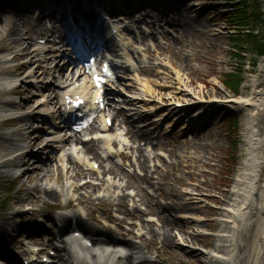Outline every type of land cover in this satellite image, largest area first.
<instances>
[{"label": "rangeland", "instance_id": "374dc122", "mask_svg": "<svg viewBox=\"0 0 264 264\" xmlns=\"http://www.w3.org/2000/svg\"><path fill=\"white\" fill-rule=\"evenodd\" d=\"M184 1L183 7H189L182 12L177 11V14L172 13L174 16H184L188 13V9L193 8V5L197 4L196 1L203 0ZM182 2L183 1H180L179 3L181 4ZM245 2L249 5L247 9V17L249 19L247 20L243 19V16L237 9L238 2L206 0V4L210 5L208 7L210 11L206 13H192V16L197 18V16L201 14L204 21L207 22L210 27L204 28L201 34L194 37L189 38L184 30L178 33L179 29L177 30L176 27L168 26L166 23H163L162 25L165 26L166 33L165 35L163 34L159 42H157L161 45L162 50H157V47L152 46L150 39L144 42V47L146 48L145 45L149 44L150 49L145 53V60L143 56L140 58L144 60V66L152 69L143 73L141 77L143 79L155 80L158 79L156 76L158 72L164 73L166 76L171 74L175 77V70L181 68L188 71L189 68H192L193 87L191 89L194 94L200 89L204 91L202 92L203 94L212 98L230 97L233 99L238 95L252 96L257 76L264 74V0H245ZM177 3L178 2L174 3L175 5H173V8L176 9ZM144 6L147 5L144 4L143 7ZM41 9L42 8L31 9V12L28 11L29 17L33 19L37 18ZM171 11L175 12V10ZM142 12L144 14H151L152 18L155 13H158L157 11L151 10L149 7L143 9ZM235 12H237L238 16L235 15L234 17L232 13ZM141 15L140 13L138 14V16ZM16 20L13 13L10 12L2 15L0 12V62L2 61L0 64V72L5 69L9 70V72L14 70L15 73L21 72L18 70L19 66H17V64L22 63L24 59L22 56L18 57L17 55L20 53L23 42L27 44L26 38H30L34 35L33 32H30V28H32L30 23H20L19 26L17 24L16 27H20L23 30V34L21 35L23 41H16L14 39L16 36L11 35V29H13L12 26ZM241 20L242 22L239 24L238 21ZM244 20L247 21L245 26H243V23H245ZM47 21L48 18L45 19V23ZM46 25L50 26L51 23ZM37 31L42 33V30ZM36 37H38V35H36ZM33 43V40L30 41V48ZM152 52L154 53V61L150 63L148 58L149 55H152ZM12 56H15L18 62L13 61V59L11 60ZM168 59L171 60L173 64L170 62L167 63L166 60ZM4 61L10 62L4 63ZM162 62H165L167 66H161L160 64ZM24 70L25 68L22 71ZM232 80L240 81V87H236L238 90H236L237 92L231 90L232 87L229 86ZM26 87L28 88V86L24 88L20 87V89L16 91V94L11 92V95H9L8 92L5 93L3 89H0V104L3 105L6 102L16 101L24 103L22 108H30L39 101V97L37 96L38 90L32 87L26 89ZM190 99H194V97ZM228 107H230L229 110L218 111L216 113L217 117L215 116L208 120L209 127L202 131L184 133L183 130L178 129L184 122L181 121L177 123L175 133H171L168 136L164 134L165 136H160L161 139L159 138L158 142L155 141L153 143V148L155 149L154 153H158L160 157L158 156L155 158L151 156L148 160H145L143 157L139 158L138 164L141 170H139V173L135 172L133 176L126 172H123L124 174H117L121 172V169H118L120 167H117L114 161L110 163H101V166L104 167L103 170L107 171L110 169L109 172L111 173V177L115 174L118 176L117 182L123 189L114 190L117 196L119 194L129 193L134 188H136L139 193L137 199L141 201H136L134 198L132 199L135 202L132 203L130 202L131 198L129 200L127 199V201H121V204H123V211L119 214L121 215L120 218H125L123 224H125L126 227L130 222L136 223L140 221L141 223L142 220L140 218H144L145 221H147V216L144 217L140 214H138L139 216H134L131 214L136 206L139 207V210H142L145 206L150 205V207L153 208L152 210H154L152 214L157 215L158 217L156 218H159L156 222L150 223L154 227V231H150L149 227L146 225L148 222H145V237L141 239L144 245L147 246V255L145 257L150 260V264L209 263L208 253L215 248L218 239L216 234L221 225L219 220L222 215L221 208L227 206L231 202V190L247 152L244 113L238 106H233V104H228ZM231 109L233 110L231 111ZM224 112L228 115H232V117L227 119L228 116H221ZM131 120L133 119L131 118ZM30 125H32V123H30ZM33 125L35 124L33 123ZM24 132L25 130H20L17 126L4 128L0 124V160L5 156H10V154L17 152L24 146L23 139L26 135ZM143 143L145 142H142V144ZM136 145L138 146L139 142L134 143V146ZM138 147L141 148V145ZM150 149H152V147H150ZM162 150L164 152H162ZM171 150L175 152L171 154ZM178 155L182 156L179 160L177 159ZM22 161L23 164L20 167H16L15 162H6L2 164L4 166L0 168V201L3 202L0 203L1 236H3V229L8 226V223L13 225L22 223V225L25 226L36 224L37 218L33 219L27 214L19 218H8L13 215L15 216L18 211H20V216H22V214H24L23 207L26 206L27 203H32L36 208L35 211L39 213L43 211L48 213V209H50L52 205L63 206L62 204H64L63 197H59L56 201H48L42 193L28 191L27 187L35 186L36 184L43 187L47 183H51V185L56 187H58V185L62 186L72 182L71 180H73L74 176H69L78 175L77 172H82V174L77 177L78 179H76L77 184L86 181L87 179L85 178H88V176L94 179L93 182H98L99 178L104 179V176L105 178L108 176L105 174V171H102L101 174L83 171L80 170V167L72 168L70 163H67L68 176L63 172L67 170V167H65L66 169L64 170H60L58 169L59 167H57L49 172V182H47L44 177L42 178L41 174L31 171L35 167L41 165L37 162L36 158L30 159L31 162H35L33 164L29 163L28 157L22 158ZM61 161V159H58V156H55L52 164L54 167H56L57 164V166H60L62 169ZM68 161L71 162L70 159ZM25 170H29V172L26 171L24 174L23 171ZM113 170H115V174H113ZM155 170L157 171L154 173L153 177L148 180ZM19 172H23V174L19 176V178H16ZM107 187L110 189L109 186ZM85 189L86 190H80L77 195L82 194L81 197L84 205L88 207L86 209L91 213L93 218L95 220L100 219L101 212H103L105 214L102 215L105 217L103 219H112V216L108 213L106 214V201L100 200V198L106 194V191L100 190L94 192L96 196L90 198L92 193L89 188L85 187ZM196 189L198 194L196 196L197 198L194 199L190 197V194L195 192L194 190ZM185 192L190 194L186 196ZM190 199H193V201L195 200V202L191 203ZM158 201L164 205L172 204L178 207L184 206L185 210L159 215L160 206L155 205ZM189 203L193 204L192 207L195 208V210L190 209ZM214 206L217 208H214ZM193 213H197L202 221L198 223V226L190 223L187 226V232L178 230L176 226L170 229L169 227L172 225L165 221L167 216L171 222L173 219L178 221L185 215H194ZM84 221L88 223V226L91 225L92 227H97V229L105 228L99 224H93V222L90 224V222ZM162 221L166 228H169L168 230L171 235L175 238L174 244L169 243L166 238L164 240V236L159 230ZM28 222L35 223L29 224ZM49 226L48 229L52 230L51 227L53 224L49 223ZM199 228L201 231L198 230ZM185 236L188 237L190 241L180 240ZM192 236H196L194 241H192ZM193 250L198 251L200 259L197 260L191 257V252Z\"/></svg>", "mask_w": 264, "mask_h": 264}, {"label": "bare ground", "instance_id": "6f19581e", "mask_svg": "<svg viewBox=\"0 0 264 264\" xmlns=\"http://www.w3.org/2000/svg\"><path fill=\"white\" fill-rule=\"evenodd\" d=\"M30 1L39 2L38 0H29L28 3H31ZM45 1L51 2V0H45ZM101 1L104 3L105 2L110 3L113 6V8L121 9L122 11L128 10L127 7H129L131 4L130 2L124 3L125 2L124 0H122L123 3L122 2L120 3L121 0H101ZM148 1L150 0H134L132 2V5L137 7L139 5L145 4ZM154 1L158 2V0H154ZM169 1L170 0H162L160 2H162L161 5H164L165 2L169 3ZM196 2L197 4H194L193 8L188 9V13H186L184 16H178L171 20V15L167 12L168 11L167 8H164V10L160 12L161 14L157 15V18H161V21L165 19L164 22L168 23L169 25H175L179 29L178 33H180L181 30H184V32L189 38L197 36L204 31V28H208L210 27V25H208L207 22L204 21L201 14L197 16L196 18L192 16V13H197V12L206 13V12H209L210 9L207 8L208 4H206V0L196 1ZM184 3L185 1L183 0V3H181L182 5L180 6H183ZM53 4L46 5L44 3V6L46 7V10L53 11V9L48 8L50 6L52 7ZM83 4L85 3H83L81 0L80 1L79 0H60L58 1L59 7H62V5L69 6V12L71 16H72V11L76 10L75 7L78 5L84 6ZM0 5L4 9L3 14H5L6 12L9 13L11 11V13H13L17 19L14 22V25L12 26L13 29H11L12 30L11 35L16 36L14 38L16 41H20V40L23 41V37H21V35L23 34V30L20 27H16V25L18 24L19 26L20 23H24V24L27 22L30 23L32 27L30 28V32H33L35 35L45 34L48 37V39L53 37L54 34L58 33V30L54 27V25H52L51 27H48L45 24V18L44 16H41L43 15V13H40L39 14L40 16L33 19L29 17L28 15V11H30L29 10L30 7H27V8L13 7L10 3H7L5 0H0ZM29 5L31 6L32 4H29ZM188 7L189 6H187L186 8ZM56 8L58 9V7ZM58 10L59 12H61L62 9L61 10L58 9ZM55 12L56 11L54 9V12L52 13H55ZM81 16H84V14ZM148 20H149V16L146 15V16L139 18V21L138 20L135 21L134 25L136 26V32L138 33L134 35L135 38L140 39L141 41L145 39L143 35L145 33H148V31L141 30L140 26L144 23H147ZM136 24H138L139 27ZM148 24H149V28L150 29L152 28V32L150 34L151 39L156 38L157 35L161 33L164 34L165 30H164V27H162L161 25H157L154 22H148ZM120 27H121L122 32L124 33V36L127 37V40L125 41V44H124V56H122L121 58L126 60L125 63H128L124 65V67L132 70L135 67V65L132 63L131 55H134L136 52H138L136 49H134V47H132V45H130V40L133 41V38L130 39V36L127 35L132 31V29L129 25L124 26L121 24ZM37 30H42V33H40ZM55 37L56 36H54V38ZM41 38H45V37H41ZM33 39H34L33 36H31L30 38L27 37L26 38L27 44L23 42L21 49H20V53H19V55L22 56L23 59L26 60V65H28L29 69H31L30 66L33 63L35 65L37 62L41 64V63H44L46 59L44 56L45 45H41L35 42L33 43L34 45H31L32 51H30L29 43ZM140 40L137 41V43L140 44ZM150 58H151V55H150ZM170 63L173 64L171 61ZM26 65L24 66L26 67ZM24 66H22L20 69H22ZM115 68H118V67L114 66V69ZM263 68H264V65H263ZM51 70L53 69L46 70V72L49 73ZM135 70H136V73L131 74L135 76V78H133V81L131 83L124 82V84L127 85L131 89V94H133L135 99L137 100L141 99L142 96H147V97L150 96L152 99H155V101L160 102L159 103L160 107H164V106L169 107V108H166L164 111V112H169V114H173V111H175L176 114L178 113L176 108H173L175 103L183 102V101L189 103L193 101L190 99L191 97H194L195 99L196 98L202 99L205 102H211L213 99L212 97L206 96L205 94H203L202 92L204 91H201L200 89L199 91L196 92V94L192 92L193 91L191 89L193 87L192 68H189L188 71H186L185 69H181V68L175 70V77H173V75L171 74L166 76L164 73L162 74L161 72H158L156 73V76L158 77V79H155V80L141 78L140 74L142 72L148 71L147 69L144 68L143 63L138 64V66L135 67ZM34 72L35 70L32 71V73ZM263 73H264V70H263ZM60 75L62 76V74ZM9 76H12V75H9ZM29 76L31 77V75ZM76 76L78 79L83 78V80L86 82V87L92 85L91 80H88L85 74H78ZM117 77L118 75H116V78ZM0 79L5 80L4 82L0 84L1 87L2 85H7V88H3L4 91L16 90L15 87H11V83H10L12 79L11 77H3L2 74H0ZM120 80H124V79L122 78ZM68 83L69 81L65 80V85H63V87H67V85H69ZM120 84L122 85V83ZM52 88H53V84L46 85L45 89L42 91V94H46V89H52ZM0 89L2 90V88ZM52 99H53L52 95L44 97L43 100H45L44 103L46 105L45 110H49L50 108L49 105L53 101ZM131 101L132 99L129 102ZM133 101H136V100H133ZM165 101H167L168 103H166ZM15 102L10 103V104L5 103L3 105L0 104V108L3 109V107H6V105H8L10 107L9 109L13 111L16 109L13 107H17V105L24 104L22 102H19V103H15ZM232 102H234V105L238 106L244 113V117H245L244 118V130H245V135H246L245 143L247 145V149H246L247 152L243 160V163L241 165V168L235 179L234 186L231 190V194H232L231 202L227 206L221 208L222 215L219 218L221 225H220V229L218 230V233L216 234L218 239H217L215 248L209 251L208 253L209 254L208 264H264V132H263L264 131V128H263L264 127V74L257 76V79L255 80V83H254V92L252 96L238 95L236 98L234 97L232 99ZM41 103L43 102L41 101ZM137 104L138 103L136 101V104L134 105L137 106ZM144 106L146 107L145 111H147V113L141 114L138 111L136 112V115L139 117L140 120L149 122L151 121L150 120L151 115L148 116V114L152 113L154 111V108H152L151 105L144 104ZM211 108L213 109L212 110L213 112L214 107L212 105H209L203 114H199L200 113L199 112L198 113L199 116L196 119V121L199 118L201 120H203L204 117L209 118L212 115V114L209 115ZM168 109L169 111H166ZM10 110L6 109L5 111L9 112ZM207 110H209L208 113H207ZM44 113H46V111H44ZM52 113H55L56 115L57 111H52ZM97 113L98 115L96 117V121L99 122V120H102L101 124H98L97 122H95L94 125L92 124L90 129L95 130V132L91 134H87V135H92V136H94L95 134L98 135V138L102 139L99 141L106 145L107 153L113 154V151L115 148L114 144L117 142V140H120L122 142L123 149H127L125 145L128 144L129 138L126 137V134L124 135L125 137L123 136L124 138L123 137L121 138V137L116 136L117 132H114V133H108V132L104 133L103 132V129L105 130V128L107 127V124H106L107 117H112L116 121L121 120L122 123H126V118H124V114H125L124 109L118 108L112 103H108L106 108H104L103 110L102 109L98 110ZM189 114L190 112L188 113V115ZM30 118L32 117L22 116L19 120L22 123H24V125H27L30 122L29 121ZM58 118H59V115H58ZM162 119L163 118H157V120H154L153 122L151 121L149 124L151 125V127H143L139 129V128H134L137 126H135L134 124H131L132 126L130 125V128H128L127 133H131V132L133 133L131 139H133L135 142L137 141L146 142V145H148L147 148H144V147L136 148L135 147L136 150L145 159L148 157L146 152L149 151L150 146H152L155 141L158 142L160 138V136L156 134L157 130H159L163 126H165L164 130L166 131L171 130L172 129L171 126L175 127V125L178 123L180 118L175 119L174 117L172 121H168V122L162 121ZM198 122L199 123L197 124L199 125L200 120ZM190 123L192 122L190 121ZM180 129L183 131H186L187 129H189V124L185 123ZM116 130L123 131L122 129H116ZM32 133H33V129L26 132V135H25L26 143L30 140ZM38 133H40L41 135H45V133L43 132H38ZM51 134H52L51 132H48V135H50L52 140H54V136ZM53 134L55 135V139H56L54 142V145L58 144L57 146L60 145L61 148L65 150V153L63 154L65 156L63 158L65 161L69 159H75V158L77 159L78 156L80 155L82 156V153L84 151H87V150L92 151L95 145V141L93 140H91V142H84L81 139V141H79L81 146H78L77 144H79L78 143L79 138L76 137L77 135L74 136L75 138L74 137L66 138L63 135H61V133L58 130H55ZM165 135L168 136L169 133ZM35 139L36 138H34L33 140ZM66 146L68 147L70 146L69 149L73 151L72 152L68 151ZM50 150H52V148H49V152ZM174 152L173 150L170 151L171 154H173ZM123 154L125 155V157H129L127 153H123ZM25 157H28V156H24L23 158ZM181 157L182 156L178 155L177 159L179 160L181 159ZM30 158L31 157L29 156V162H31ZM33 158H35L34 155H33ZM86 158H87L86 156L83 157L84 163H86L85 162ZM39 161H41V159H38V162ZM33 163L35 162L32 161L31 164ZM39 163H41V165L35 167L31 171L33 173L37 172L41 174L42 178L44 177L47 182H49L48 174L51 170H54L57 167H59L58 169L60 170L63 169V168L61 169L60 166H57V164H56V167H54V165L52 164V160L48 158L45 161H41ZM3 166L4 165H0V168ZM26 171L29 172V170H25L24 174ZM77 173H78V175H76L77 177L80 174H82V172H77ZM65 174L67 176L69 175L67 172H65ZM69 177H73V175ZM152 177L153 175H151L150 178H148V180H150ZM48 186H51V183H47L43 187L41 185L36 184L35 186L27 187V189L28 191H31V192L42 193L48 201H53L58 198V189L53 185L50 188ZM107 186H109L110 189H108ZM85 187L89 188L92 194L100 190H103L104 192L106 191V194L104 195V197L105 196L108 198L112 197L113 199V197H115L114 190L116 189L118 190L122 186H120V184L117 182V176H113V177L109 176L108 179H101L96 183L85 181L82 184H76V182L72 181L70 188H68V185H67V187H63L61 192L64 195L70 196L72 192H76V190H80ZM132 195L133 194L124 193L118 196V200L127 201V199L132 198ZM72 196L74 197V195ZM186 196H188V194H186ZM109 201H110V198H109ZM190 201L192 203L195 200L193 201V199H190ZM156 205L160 206V211L158 213L159 215H163L164 213L177 212L178 210H181V211L185 210L184 206L178 207L177 205H172V204L164 205L161 202H157ZM192 205L193 204L189 203L190 209L195 210V208H193ZM152 209L153 208L150 207L148 210L147 209L146 210H136L133 213L134 214L139 213L140 215L143 216L149 212H154V210ZM193 214L194 215H185L182 217V219L178 221L173 219L171 222L169 220V217L167 216L165 218V221L168 224L172 225L169 227L170 229H172L173 226H176L178 230L187 232L186 229L190 223L194 224L195 226H198V223L202 221L201 218L198 217L197 213H193ZM16 215H19V214H16ZM8 218L12 219V217H8ZM76 219L79 222V230L77 231H83L84 233L91 235V233L94 230L91 229L87 224L83 222V217H79V218L76 217ZM153 220L154 219H150L148 220V223H146L150 231L151 230L154 231V227L150 224L152 223ZM11 225L12 224H8L7 227H10ZM144 225H145V222L143 221L142 223H140L139 226L142 229H144L145 228ZM169 228H166V226L163 224V221H162V225L159 230L161 231V234L164 236V240L166 238L169 243L174 244L175 238L169 232L168 230ZM19 229L20 231H22L23 233H26L27 235H32L33 233L32 229H27L24 226H18L17 230ZM198 230L201 231L200 228ZM45 231L46 230L44 228H40V232H45ZM195 237L196 236H192V241H194ZM92 238L94 239L96 244H104L106 242H116V243L125 242L127 246H129L132 249L131 255L125 259L126 263L150 264V260H148V258L145 257L146 255H144L143 252L141 251V249H144V248L142 247L139 248L133 242L117 241V240H114L113 237L106 239V241H103L101 238V235L98 237L92 236ZM3 239L4 238L0 239V261H1L0 264H22L20 263L19 257L15 255L13 252H10V250L6 248L5 246L6 243L3 241ZM32 239L37 240L38 238L33 237ZM180 240L186 241L189 239L188 237L185 236L184 238ZM95 251H96V254L99 255V261L103 262V264H122L123 263L121 256H118L117 258L113 259L110 252L106 249H102L98 247V249ZM81 255H77L78 258H81ZM191 257L197 260L200 259V255L197 250H193L191 252ZM80 260L82 261L80 264H88L87 258H84V260L83 259H80Z\"/></svg>", "mask_w": 264, "mask_h": 264}, {"label": "trees", "instance_id": "16d2710c", "mask_svg": "<svg viewBox=\"0 0 264 264\" xmlns=\"http://www.w3.org/2000/svg\"><path fill=\"white\" fill-rule=\"evenodd\" d=\"M248 7H249V5H248V3H242V4H240V6H239V11H240V14L243 16V19H245V20H247V19H249L248 17H247V9H248ZM260 8V7H259ZM258 8V9H259ZM261 9V8H260ZM236 16H238V14H236ZM235 17V16H234ZM244 20V21H245ZM243 21V22H244ZM242 22V20L241 21H238V23L240 24ZM249 22V21H248ZM245 24H247V21H245V23H243V26H245ZM263 50V49H262ZM230 77H232V76H230ZM230 77H229V79H230ZM228 83H230V82H228ZM235 85V86H234ZM229 86H231L232 88H231V90H237L236 89V87L237 88H239L240 87V81H238V80H232L231 81V83L229 84ZM233 86H234V88H233ZM238 91V90H237ZM236 91V92H237Z\"/></svg>", "mask_w": 264, "mask_h": 264}]
</instances>
